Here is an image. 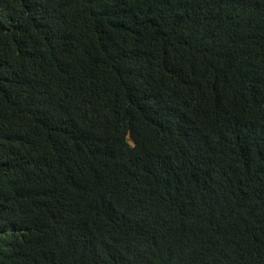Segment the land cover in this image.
I'll return each instance as SVG.
<instances>
[{"label":"trees","instance_id":"1","mask_svg":"<svg viewBox=\"0 0 264 264\" xmlns=\"http://www.w3.org/2000/svg\"><path fill=\"white\" fill-rule=\"evenodd\" d=\"M0 264H264V0H0Z\"/></svg>","mask_w":264,"mask_h":264}]
</instances>
